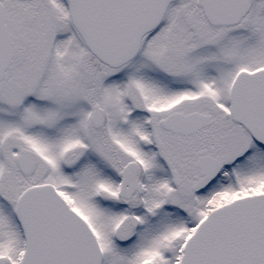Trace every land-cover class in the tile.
Here are the masks:
<instances>
[{
  "label": "snow or ice",
  "instance_id": "1",
  "mask_svg": "<svg viewBox=\"0 0 264 264\" xmlns=\"http://www.w3.org/2000/svg\"><path fill=\"white\" fill-rule=\"evenodd\" d=\"M0 264H264V0H0Z\"/></svg>",
  "mask_w": 264,
  "mask_h": 264
}]
</instances>
